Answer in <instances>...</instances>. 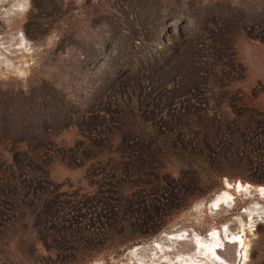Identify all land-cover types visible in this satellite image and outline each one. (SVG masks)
<instances>
[{
    "label": "rangeland",
    "instance_id": "1",
    "mask_svg": "<svg viewBox=\"0 0 264 264\" xmlns=\"http://www.w3.org/2000/svg\"><path fill=\"white\" fill-rule=\"evenodd\" d=\"M2 178L22 199L0 203V264H190L211 232L208 251L264 264V0H0ZM53 194L102 222L166 203L148 231L165 225L79 243Z\"/></svg>",
    "mask_w": 264,
    "mask_h": 264
},
{
    "label": "trees",
    "instance_id": "2",
    "mask_svg": "<svg viewBox=\"0 0 264 264\" xmlns=\"http://www.w3.org/2000/svg\"><path fill=\"white\" fill-rule=\"evenodd\" d=\"M31 139H33L36 145H40V148L49 145L47 142L41 143L36 138H31ZM29 159H30V163L28 164L29 171L27 170L28 172L24 173V175H27V176L29 174L33 175L32 171H34L32 169L34 167L33 166L34 159L32 156ZM0 183L2 184L0 185V203L6 204L8 206H12L14 208L18 207V203L20 202L21 196L17 194L16 191L20 187V182H12L11 180H9V178H2L0 180ZM257 183H264V181H259ZM39 192L41 194L42 190H40ZM39 192H38V189L35 188V194H34L35 196H33V198L38 199V201H41L42 197L38 196L40 195ZM196 194L198 195V193ZM175 195L177 197V193L172 194V196H175ZM26 196H28V194ZM51 197H52L51 198L52 203L48 205V208L51 207V210H49L50 212L48 214V216H50L52 219L51 223L52 224L59 223L63 227H66V228L69 227V230L66 229L67 235H70L68 239H70L71 237L77 238V241L79 243H84V242L88 243L87 240H94L95 239L94 236L96 235L99 236L98 234H101L100 237L107 239L109 232L114 233L118 231V229L119 230L124 229V231L131 234L129 238H125V241H123V243L124 242H138V241H141L143 237H145L144 236L145 233H147V237L152 236L154 233H156V231L160 229L158 227L165 225V222H163V224L161 225L159 224V226H157V228H155V230H153L152 232L148 231L150 230V226L157 220L156 214L158 215L161 211L166 209V206H167L166 203H164L163 206L156 204L153 207L146 206V205H138V204L128 206L127 204V206L123 207L124 210L120 212L119 216L115 220L113 219L111 220V222H102L100 221L101 220L100 215L97 217H93V215L88 216L87 213L82 212V209H79L78 212L74 214L71 211V208H69L68 211L66 210L67 213H65L64 210H60V209L58 210V206H59L58 203L60 201V197L54 194ZM173 198L172 199L166 198V200L168 203L169 201L171 203H174ZM88 208L94 210L97 213L100 207L92 203L90 204ZM54 209H55V212H53ZM100 209H102V207ZM15 213H16L15 210H13V212H10V214L8 215V217L10 218L7 220L4 218L5 214L3 210H0V228L5 230L9 226L8 223H10L11 220L15 217ZM96 219H97V222H96ZM100 222H102V224ZM96 223L100 224L98 227L100 230L96 228V226H94L96 225ZM103 231H106V232H103Z\"/></svg>",
    "mask_w": 264,
    "mask_h": 264
},
{
    "label": "bare ground",
    "instance_id": "3",
    "mask_svg": "<svg viewBox=\"0 0 264 264\" xmlns=\"http://www.w3.org/2000/svg\"><path fill=\"white\" fill-rule=\"evenodd\" d=\"M232 186L228 184V188H231ZM238 187V191L241 192L243 190V186L242 184L239 183ZM261 190L264 192V186L261 187ZM231 193L227 190L222 191L221 193L217 194L211 201V205L213 207H219L220 205L224 204V203H229L231 200ZM244 228V227H243ZM241 229V231H239L238 233H231L229 232L228 228H226V232H225V236L226 239L231 242V243H235L237 245H239L241 247V245L243 244V235L245 233V229ZM217 231V230H216ZM231 231V230H230ZM212 233V234H211ZM211 237L207 238V239H202L200 237H196V248L198 250V252H200V254L206 256V261L203 260H198V259H191L190 264H207V260L208 261H213L219 264H236V263H230L226 260H224L222 257H220L219 254H217L216 252H212V251H208V241H211V239H213L215 236L214 232H211ZM219 236V235H218ZM241 256V255H240Z\"/></svg>",
    "mask_w": 264,
    "mask_h": 264
}]
</instances>
